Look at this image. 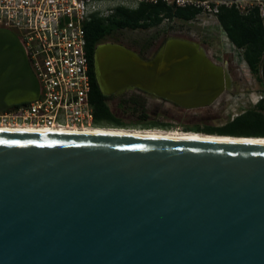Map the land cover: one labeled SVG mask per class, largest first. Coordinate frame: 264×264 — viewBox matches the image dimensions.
Wrapping results in <instances>:
<instances>
[{
  "label": "water",
  "instance_id": "95a60500",
  "mask_svg": "<svg viewBox=\"0 0 264 264\" xmlns=\"http://www.w3.org/2000/svg\"><path fill=\"white\" fill-rule=\"evenodd\" d=\"M95 72L104 95L140 89L186 109L232 84L180 39L149 61L99 45ZM40 90L0 28V112ZM0 264H264V146L0 131Z\"/></svg>",
  "mask_w": 264,
  "mask_h": 264
},
{
  "label": "built area",
  "instance_id": "2783aa9c",
  "mask_svg": "<svg viewBox=\"0 0 264 264\" xmlns=\"http://www.w3.org/2000/svg\"><path fill=\"white\" fill-rule=\"evenodd\" d=\"M142 3L191 7L214 24L223 7L258 11L264 22V0H0V28L19 37L41 89L37 100L0 112V126L94 129L86 25Z\"/></svg>",
  "mask_w": 264,
  "mask_h": 264
},
{
  "label": "rangeland",
  "instance_id": "374dc122",
  "mask_svg": "<svg viewBox=\"0 0 264 264\" xmlns=\"http://www.w3.org/2000/svg\"><path fill=\"white\" fill-rule=\"evenodd\" d=\"M170 39L185 40L199 45L213 63L226 70L231 79V88L214 104L195 109L182 108L138 91L128 92L110 102L117 117L124 122V129L173 133L222 129L233 123L245 111L255 107L264 97V84L250 71L243 52L231 43L220 22L214 24L202 19L190 22L179 19L165 20L159 27L149 30L118 31L100 45H122L140 54L141 58L147 59L163 48ZM153 123L168 125L169 128L145 129L151 127Z\"/></svg>",
  "mask_w": 264,
  "mask_h": 264
},
{
  "label": "trees",
  "instance_id": "16d2710c",
  "mask_svg": "<svg viewBox=\"0 0 264 264\" xmlns=\"http://www.w3.org/2000/svg\"><path fill=\"white\" fill-rule=\"evenodd\" d=\"M199 11L194 8L170 7L164 3H142L137 9L118 7L109 19L94 18L86 25L87 55L90 63L91 102L94 107L95 125L105 128H124L122 121L110 107V99L105 96L98 84L95 72V53L105 40L122 30H149L159 27L165 20L179 19L193 21ZM219 22L229 40L240 51L253 75L263 83L261 66L264 61V22L258 11L243 16L235 8L221 9ZM158 126V125H156ZM165 127H168L166 125ZM191 131V130H188ZM209 135L219 134L231 137L264 138V98L258 104L245 111L233 123L222 129L194 131Z\"/></svg>",
  "mask_w": 264,
  "mask_h": 264
},
{
  "label": "bare ground",
  "instance_id": "6f19581e",
  "mask_svg": "<svg viewBox=\"0 0 264 264\" xmlns=\"http://www.w3.org/2000/svg\"><path fill=\"white\" fill-rule=\"evenodd\" d=\"M0 131L4 133L13 132H34V133H56V134H72L86 135L90 137H125L135 139L160 140V141H175V142H204V143H227L235 145H256L264 146V138L254 137H231L222 135L198 134L193 132H166L159 130H127V129H112V128H94V129H52L47 127L33 126H0Z\"/></svg>",
  "mask_w": 264,
  "mask_h": 264
},
{
  "label": "flooded vegetation",
  "instance_id": "af4514ba",
  "mask_svg": "<svg viewBox=\"0 0 264 264\" xmlns=\"http://www.w3.org/2000/svg\"><path fill=\"white\" fill-rule=\"evenodd\" d=\"M162 49V48H161ZM161 49H159L152 57H150V58H147V59H145V60H147V61H149V60H152L154 57H156L158 54H159V52L161 51ZM140 55V54H139ZM251 71V70H250ZM131 91H138V92H141L142 94H145V95H147V96H149V97H153V98H157V99H161V100H163V101H165V102H170V103H172V104H174L173 102H171V101H169V100H167V99H164V98H158V97H156V96H154V95H152V94H149L148 92H145V91H143V90H140V89H128V90H125V91H123V92H121V93H119V94H115V93H113V94H110V95H105V96H107L109 99H110V101H109V104H110V102H112V101H115L116 99H118V98H120V97H122V96H124L125 94H127L128 92H131ZM264 98V97H263ZM174 105H176V104H174ZM178 106V105H177ZM111 107V106H110ZM180 107V106H179ZM112 109V108H111ZM113 110V109H112ZM114 112V111H113ZM115 113V112H114ZM115 115L117 116V114L115 113ZM121 120V119H120ZM122 121V120H121ZM122 123L124 124V122L122 121ZM125 125V124H124ZM156 125H158V126H156ZM166 125H163V124H159V123H153V124H151V127H146L145 129H152V128H169V126L168 127H165ZM95 128H98L96 125H95ZM105 128H110V127H105ZM124 128H125V126H124ZM124 128H112V129H124ZM144 129V130H145Z\"/></svg>",
  "mask_w": 264,
  "mask_h": 264
},
{
  "label": "crops",
  "instance_id": "0c3cea01",
  "mask_svg": "<svg viewBox=\"0 0 264 264\" xmlns=\"http://www.w3.org/2000/svg\"><path fill=\"white\" fill-rule=\"evenodd\" d=\"M228 37V36H227ZM233 44V43H232Z\"/></svg>",
  "mask_w": 264,
  "mask_h": 264
}]
</instances>
